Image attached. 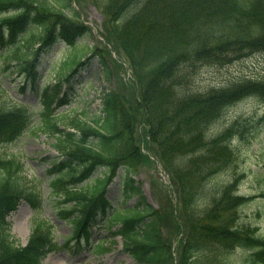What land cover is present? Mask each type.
Returning <instances> with one entry per match:
<instances>
[{
	"label": "trees",
	"instance_id": "16d2710c",
	"mask_svg": "<svg viewBox=\"0 0 264 264\" xmlns=\"http://www.w3.org/2000/svg\"><path fill=\"white\" fill-rule=\"evenodd\" d=\"M101 1L103 36L128 60L132 81L119 76L113 82L112 64L119 63L104 45L77 42L91 30L71 0H0V136L49 138L55 153L41 156L48 195L56 217L71 225L59 244L49 219L35 218L27 244L21 245L4 215L21 201L40 210V190L24 181L20 155L0 158V264H40L48 252L63 247L101 255L114 236L140 264H235L238 249L248 252L246 264H264V235L242 219L255 197L239 193L238 175L213 183L233 161L231 141L245 128L241 119L219 132L213 125L242 99L264 103V80L193 87L202 66H224L264 52V0ZM59 41L71 51L57 79L39 83L44 72L39 58ZM84 71L108 83L101 90L99 115L81 110L72 119L53 117L50 106L69 103L74 76ZM14 74L24 83L10 85ZM11 88H28L41 112L7 103ZM143 146L169 174L175 207L155 208L146 200L135 178L140 164L152 163ZM115 176L120 195L134 198L131 205L113 206L107 197ZM93 227L105 232L93 239Z\"/></svg>",
	"mask_w": 264,
	"mask_h": 264
},
{
	"label": "rangeland",
	"instance_id": "374dc122",
	"mask_svg": "<svg viewBox=\"0 0 264 264\" xmlns=\"http://www.w3.org/2000/svg\"><path fill=\"white\" fill-rule=\"evenodd\" d=\"M75 9L91 27V35L81 38L80 41L86 42L87 46H102V40L99 35L103 16L100 8L96 6L93 0H72ZM69 51L65 49L62 43L55 44L42 59L44 65H50L47 74L41 77V80L55 79L58 75V65L64 59ZM122 64H112L115 68L113 78L118 80L120 74L129 79L130 71L125 58L122 55H112ZM258 78L264 80V52H254L246 55L234 62L224 66L205 65L202 66L195 77L193 87L196 90H204L211 86L220 85L226 81L240 78ZM15 86L20 81V76H12ZM77 79V80H76ZM76 80V81H75ZM73 81L72 90L68 91L69 103L58 106L56 111L63 112L55 114L58 117L62 115L67 119L78 116L80 110H84L89 115H99L101 106V90L108 88V83L103 78L94 77L88 74L78 75ZM65 87V85H63ZM12 96L7 99V103L13 104L15 101L23 104H32L28 109L39 112L41 104L36 102L33 93L26 88L21 91L16 88L9 90ZM264 103L254 99H242L234 105L228 107L223 115L213 125L214 131L219 132L233 121L241 119L245 128H239L243 132L242 137H236L232 140L235 156L233 161L223 171L215 176L214 184H224L234 175H242L239 191L247 195H254L255 199L247 204L242 210V219L245 223H251L258 229V233L264 235ZM239 135V134H238ZM48 137L40 134L37 138L32 135H21L15 139L5 141L0 136V156L18 154L24 163V181L27 185L36 186L35 190L41 191V209L35 211L30 205L22 202L16 210L6 215L7 226L13 236L26 244L32 231L33 219L38 217H47L53 223L52 231L59 243L62 242L61 235L70 232L71 225L60 218L55 217L53 211L54 198L47 196V180L44 175V164L41 162V156L47 152L55 153L54 149L48 144ZM138 175L136 179L142 183V189L147 199L156 207L168 208L171 198L167 194L166 184L158 178L157 170L153 164H140L137 168ZM41 179V181H39ZM116 180V179H115ZM210 190L214 187L210 186ZM208 195V194H207ZM108 196L112 199V204L116 205L122 198L118 196V191L114 183L108 188ZM44 198V202L42 200ZM134 198H126L125 205H131ZM172 201L175 202L172 197ZM101 231L100 227L92 228V237L97 238V233ZM105 232V230H102ZM110 249L102 255L89 254L85 250L73 252L66 247L51 251L42 260L41 264H140L136 262L129 253L122 248L123 241L115 236L110 239ZM248 252L238 249L233 255L235 264H246V255Z\"/></svg>",
	"mask_w": 264,
	"mask_h": 264
}]
</instances>
